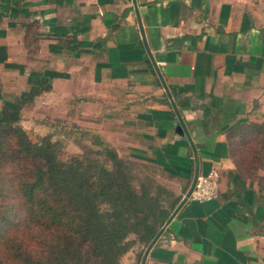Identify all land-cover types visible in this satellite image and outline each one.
Here are the masks:
<instances>
[{"label":"crops","instance_id":"crops-1","mask_svg":"<svg viewBox=\"0 0 264 264\" xmlns=\"http://www.w3.org/2000/svg\"><path fill=\"white\" fill-rule=\"evenodd\" d=\"M157 70L219 197L188 198L145 264H264V170L241 175L226 137L264 124V0H0V109L45 77L50 90L22 118L92 119L109 148L161 168L182 199L196 159Z\"/></svg>","mask_w":264,"mask_h":264},{"label":"trees","instance_id":"trees-1","mask_svg":"<svg viewBox=\"0 0 264 264\" xmlns=\"http://www.w3.org/2000/svg\"><path fill=\"white\" fill-rule=\"evenodd\" d=\"M50 88L43 77L0 109V264H123L135 245L141 249L130 264H141L181 196L154 168L113 149L63 161L49 137L32 140L21 108ZM226 137L241 175L264 170L263 123H238Z\"/></svg>","mask_w":264,"mask_h":264},{"label":"rangeland","instance_id":"rangeland-1","mask_svg":"<svg viewBox=\"0 0 264 264\" xmlns=\"http://www.w3.org/2000/svg\"><path fill=\"white\" fill-rule=\"evenodd\" d=\"M37 120L40 123L33 125V120L31 121L30 118L25 117L21 118L20 123L28 136L34 141H39L43 137H49L60 151L57 159L65 161L75 155H81L88 149L101 150L104 147L109 148L108 143L102 141L103 138L100 136V133L96 132V128L92 125V119L90 118L82 119L76 116V114L67 115L66 117L56 115L45 116L43 114ZM121 157L127 158L124 156ZM131 160L154 168V177L160 183L166 185L174 195L179 191V183L175 180L168 179L167 177L169 175L162 171L161 168L140 160ZM190 184H188L187 190ZM140 249L141 246L139 245L133 246L120 258V261L123 264L132 263L136 259L135 255Z\"/></svg>","mask_w":264,"mask_h":264},{"label":"water","instance_id":"water-1","mask_svg":"<svg viewBox=\"0 0 264 264\" xmlns=\"http://www.w3.org/2000/svg\"><path fill=\"white\" fill-rule=\"evenodd\" d=\"M142 37H143V41L144 40V36L142 34ZM158 72V75L161 79V82L163 84V87H164V90L169 98V101L170 103L172 104V107L178 117V120H179V125H178V131L179 133H182V134H185L186 137L188 138V140L190 141L191 143V146H192V149L194 151V155H195V159H196V165H195V172H194V176H193V179L191 181V184L187 190V192L185 193V195L183 196V198L179 201V203L177 204V206L174 208V210L172 211V213L169 215V217L166 219L165 223L162 225V227L159 229V231L156 233V235L153 237V239L149 242V244L147 245V247L145 248V251L143 253V256H142V260H141V264H145V261H146V258H147V255L150 251V249L153 247V245L155 244V242L158 240V238L161 236V234L163 233V231L166 229V227L169 225V223L172 221V219L174 218V216L177 214V212L179 211V209L181 208V206L185 203V201L190 197L194 187H195V184H196V181H197V178H198V175H199V164H198V160H197V152L195 150V147H194V144L191 140V137L186 129V126H185V123L183 121V119L181 118L180 116V113L171 97V94L166 86V84L164 83L163 81V78L159 72V70H157Z\"/></svg>","mask_w":264,"mask_h":264},{"label":"built area","instance_id":"built-area-1","mask_svg":"<svg viewBox=\"0 0 264 264\" xmlns=\"http://www.w3.org/2000/svg\"><path fill=\"white\" fill-rule=\"evenodd\" d=\"M219 197V175L211 170L205 175H198L190 199L198 202L214 200Z\"/></svg>","mask_w":264,"mask_h":264}]
</instances>
